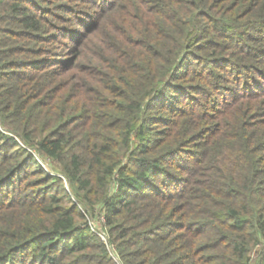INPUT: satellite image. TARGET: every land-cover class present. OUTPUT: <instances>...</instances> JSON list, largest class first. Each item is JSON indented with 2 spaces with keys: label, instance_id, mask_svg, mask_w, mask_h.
Segmentation results:
<instances>
[{
  "label": "trees",
  "instance_id": "1",
  "mask_svg": "<svg viewBox=\"0 0 264 264\" xmlns=\"http://www.w3.org/2000/svg\"><path fill=\"white\" fill-rule=\"evenodd\" d=\"M0 264H264V0H0Z\"/></svg>",
  "mask_w": 264,
  "mask_h": 264
},
{
  "label": "rangeland",
  "instance_id": "2",
  "mask_svg": "<svg viewBox=\"0 0 264 264\" xmlns=\"http://www.w3.org/2000/svg\"><path fill=\"white\" fill-rule=\"evenodd\" d=\"M34 155L37 157V159L39 160V162H40V164L43 166V168L49 173V174H51V175H57V173L55 172V171H53V170H51V167H50V165L46 162V161H44L43 160V158H42V156L39 154V153H37V152H34ZM80 209H82L84 212H85V208L81 205L80 206ZM87 212V211H86ZM85 212V213H86ZM88 213V212H87ZM86 213V214H87ZM96 213H98V211L96 212ZM90 214V213H89ZM88 214V221L90 220L91 222H90V228L92 229V231L93 232H95L96 234H98V235H101V234H103L102 232V225H98L99 223H96V225H91V223L93 224V220H91V215H89ZM98 222H101L102 223V221H98ZM103 222H104V219H103ZM100 223V224H101ZM107 237V236H106ZM101 239H103L102 238V236H101Z\"/></svg>",
  "mask_w": 264,
  "mask_h": 264
},
{
  "label": "built area",
  "instance_id": "3",
  "mask_svg": "<svg viewBox=\"0 0 264 264\" xmlns=\"http://www.w3.org/2000/svg\"><path fill=\"white\" fill-rule=\"evenodd\" d=\"M91 225H93L92 223H91ZM103 234H101V235H99L100 237L102 236V238H103V240L105 241V242H107V235L105 234V232H102Z\"/></svg>",
  "mask_w": 264,
  "mask_h": 264
}]
</instances>
